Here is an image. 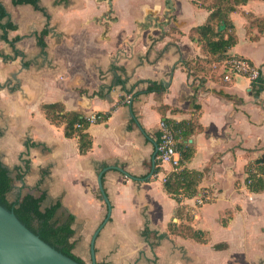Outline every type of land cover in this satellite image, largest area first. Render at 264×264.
Segmentation results:
<instances>
[{
  "label": "crops",
  "instance_id": "0c3cea01",
  "mask_svg": "<svg viewBox=\"0 0 264 264\" xmlns=\"http://www.w3.org/2000/svg\"><path fill=\"white\" fill-rule=\"evenodd\" d=\"M0 1L3 23L15 24L9 40L0 26V159L15 178L10 200L45 193L44 207L60 201L59 213L75 216L73 251L93 264L92 237L108 213L102 173L112 212L95 239L97 264H264V189L246 180L264 154V89L242 74L226 78V64L210 61L193 31L210 9L195 0ZM247 13L264 18V0L231 13L237 41L228 54L264 75V31ZM55 102L106 118L67 134L44 109ZM194 117L195 131L175 127ZM162 119L194 149L179 170L202 173L180 203L163 180L175 171L155 159ZM80 133L91 140L84 152Z\"/></svg>",
  "mask_w": 264,
  "mask_h": 264
},
{
  "label": "trees",
  "instance_id": "16d2710c",
  "mask_svg": "<svg viewBox=\"0 0 264 264\" xmlns=\"http://www.w3.org/2000/svg\"><path fill=\"white\" fill-rule=\"evenodd\" d=\"M199 5L205 6L211 10L210 15L205 24L197 26L193 29L198 33L199 40L202 41L203 48L210 53L211 60L217 63L224 62V72L227 74V69L233 64V60L243 58L228 54V49L237 41L235 25L231 18V13L237 10V7L244 0H195ZM39 0H15V3H31L37 8ZM7 10L4 4L0 1V26L4 28L5 40H9L7 30L14 29L13 22L3 23L7 16ZM250 17L251 25H258L261 31H264V18L252 17V13H247ZM45 30L42 31V34ZM18 39V38H17ZM16 39V40H17ZM246 59V58H245ZM251 63V62H250ZM253 64V63H251ZM189 66V65H188ZM191 66V65H190ZM254 83L259 84L260 89H264V75L260 73ZM150 89L161 91L163 88L158 84L153 83ZM44 109L48 117L55 123H66V133L76 131V124L82 122L83 115L76 112H65L62 104L59 102L44 104ZM175 127L183 134L191 133L200 128L198 117L192 118L190 121H181L175 124ZM186 127V128H184ZM80 150L86 151L91 146V140L87 134L80 133ZM185 146L178 143V148L181 150L182 158H190L193 154V147L188 141H185ZM158 162V161H157ZM159 168H156V171ZM248 176L247 183L250 189L260 191L264 189V154L247 167ZM202 173L197 170L182 168L179 171L171 172L167 175L165 187L168 192L175 196L178 202H182V196L194 195L198 190V183ZM15 178L11 175L10 170L4 165L0 159V204L8 209L14 210L19 219L25 223L32 231L37 233L42 239L54 246L59 251L72 257L82 264H87L74 251L75 242L72 240L74 235L73 223L75 216L73 214L59 213L61 202L56 201L49 206L44 207L43 203L46 194L35 196L27 193L19 196L17 199L10 200L8 193L13 189ZM180 212H185V206L182 204ZM191 216L188 214V217ZM191 228L189 234L202 239L203 232L196 231Z\"/></svg>",
  "mask_w": 264,
  "mask_h": 264
},
{
  "label": "water",
  "instance_id": "95a60500",
  "mask_svg": "<svg viewBox=\"0 0 264 264\" xmlns=\"http://www.w3.org/2000/svg\"><path fill=\"white\" fill-rule=\"evenodd\" d=\"M156 155L157 151L155 159ZM98 183L104 200L108 206V213L100 226L101 228L108 221L111 215L112 205L103 186L102 173H100L98 177ZM100 228L95 231L91 241L93 264H97L95 257V239ZM0 264L82 263L64 254L46 242L37 233L32 231L25 223H23L14 210L8 209L0 204Z\"/></svg>",
  "mask_w": 264,
  "mask_h": 264
},
{
  "label": "built area",
  "instance_id": "2783aa9c",
  "mask_svg": "<svg viewBox=\"0 0 264 264\" xmlns=\"http://www.w3.org/2000/svg\"><path fill=\"white\" fill-rule=\"evenodd\" d=\"M226 78H230L231 73L242 74L253 81L257 79L260 75L261 70L255 65L251 64L249 60L245 58L233 60L231 67L227 69ZM128 102L132 101L131 96L126 98ZM106 115L101 112H94L91 114L83 115L82 122H78L77 127H83L85 123H95L97 121L104 120ZM160 136L157 143V155L156 160L159 162V165L169 164L173 168V171L180 169L182 165V155L178 150V139L177 131L169 124L166 119L160 121ZM164 182L167 180V175L163 176ZM206 193L201 191L197 195V202L203 203L206 200Z\"/></svg>",
  "mask_w": 264,
  "mask_h": 264
}]
</instances>
